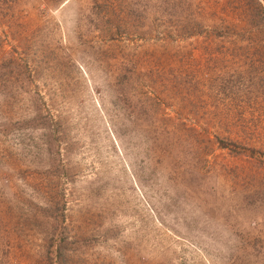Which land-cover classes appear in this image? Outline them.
Listing matches in <instances>:
<instances>
[{
	"label": "rangeland",
	"instance_id": "rangeland-1",
	"mask_svg": "<svg viewBox=\"0 0 264 264\" xmlns=\"http://www.w3.org/2000/svg\"><path fill=\"white\" fill-rule=\"evenodd\" d=\"M264 0H0V264H264Z\"/></svg>",
	"mask_w": 264,
	"mask_h": 264
},
{
	"label": "trees",
	"instance_id": "trees-1",
	"mask_svg": "<svg viewBox=\"0 0 264 264\" xmlns=\"http://www.w3.org/2000/svg\"><path fill=\"white\" fill-rule=\"evenodd\" d=\"M257 156L259 157V158H263V160H264V154L262 153V152H258V154H257Z\"/></svg>",
	"mask_w": 264,
	"mask_h": 264
}]
</instances>
